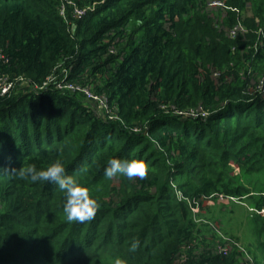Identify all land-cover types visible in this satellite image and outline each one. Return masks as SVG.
Segmentation results:
<instances>
[{
  "label": "trees",
  "instance_id": "obj_1",
  "mask_svg": "<svg viewBox=\"0 0 264 264\" xmlns=\"http://www.w3.org/2000/svg\"><path fill=\"white\" fill-rule=\"evenodd\" d=\"M207 6L0 0V264H247L203 220L220 197L247 198L264 243V0ZM112 158L148 175L107 177ZM56 161L93 219L69 221L58 185L19 175Z\"/></svg>",
  "mask_w": 264,
  "mask_h": 264
},
{
  "label": "clouds",
  "instance_id": "obj_2",
  "mask_svg": "<svg viewBox=\"0 0 264 264\" xmlns=\"http://www.w3.org/2000/svg\"><path fill=\"white\" fill-rule=\"evenodd\" d=\"M149 165L143 160L121 161L112 158L104 168V174L112 177L117 173L126 175L129 178L139 176L144 178L148 175ZM19 175L28 176L35 182L38 180L48 181L58 185L64 191L65 203L64 212L69 221L85 222L93 219L99 208L97 200L90 195L89 188L82 185L73 176L66 174V169L62 162L56 161L46 169L37 170L34 165L22 169ZM139 242L135 241L131 247L135 248ZM114 264H125L120 258H116Z\"/></svg>",
  "mask_w": 264,
  "mask_h": 264
},
{
  "label": "rangeland",
  "instance_id": "obj_3",
  "mask_svg": "<svg viewBox=\"0 0 264 264\" xmlns=\"http://www.w3.org/2000/svg\"><path fill=\"white\" fill-rule=\"evenodd\" d=\"M207 7L209 10L215 12L211 16H216L219 9H224L225 0H208ZM245 13L246 16L253 15L250 4H248L245 9ZM225 15L226 13L224 11V14L222 13V18L225 17ZM235 168V174H237L239 172L238 167L235 166ZM204 206L205 209L200 211L204 215L203 220L207 223H211L212 225H210L216 228L217 232L222 235L223 240H231V236L239 237V245L248 252L243 258L244 262L251 264L248 257L250 258V256H253L252 254H256L264 263L263 239L259 234L256 222L253 220L255 211L249 204V201H247V198L240 200L234 197H220L217 200H205ZM259 213L264 215V212ZM199 221H201V219Z\"/></svg>",
  "mask_w": 264,
  "mask_h": 264
},
{
  "label": "built area",
  "instance_id": "obj_4",
  "mask_svg": "<svg viewBox=\"0 0 264 264\" xmlns=\"http://www.w3.org/2000/svg\"><path fill=\"white\" fill-rule=\"evenodd\" d=\"M237 29V28H236ZM233 34H235L236 32L235 31H233L232 32ZM49 80H52V77L51 78H49ZM11 88V84L9 83V84H6L5 86H3L2 87V92L3 93H5V92H7L9 89ZM58 88H68V89H71V90H73V91H82V92H84L89 98H93V97H95L93 94H92V92L89 90V89H87V88H85V89H83V88H80V87H78V86H74L73 84H66L65 86L62 84V83H59L58 84ZM79 89H81V90H79ZM255 211V210H254ZM260 212H264V209L262 210V211H260ZM228 242H230V244H234V245H236V246H238L240 249H241V251L243 252V253H245V256L248 254V252L247 251H245L240 245H239V243H235L234 241H231V240H228ZM230 244H227V245H225V246H223V247H220V250H221V252H223V253H228L229 251H230V247H231V245ZM248 259H250V262H251V264L253 263V259H252V257L250 256V258L248 257ZM247 264H248V262H247Z\"/></svg>",
  "mask_w": 264,
  "mask_h": 264
}]
</instances>
